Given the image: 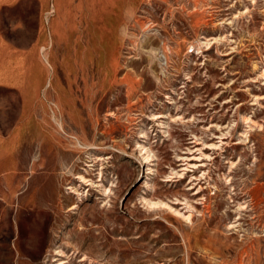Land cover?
I'll list each match as a JSON object with an SVG mask.
<instances>
[{
    "label": "rangeland",
    "instance_id": "1",
    "mask_svg": "<svg viewBox=\"0 0 264 264\" xmlns=\"http://www.w3.org/2000/svg\"><path fill=\"white\" fill-rule=\"evenodd\" d=\"M79 2L0 0V264H264V0Z\"/></svg>",
    "mask_w": 264,
    "mask_h": 264
},
{
    "label": "bare ground",
    "instance_id": "2",
    "mask_svg": "<svg viewBox=\"0 0 264 264\" xmlns=\"http://www.w3.org/2000/svg\"><path fill=\"white\" fill-rule=\"evenodd\" d=\"M60 5L61 0H56L58 12H61ZM76 7L84 11L85 19L90 25L88 26V33L91 35L90 40L86 44L78 40L77 52L81 55H92L104 46L109 48L114 29V0H80ZM124 82H129L128 75L125 77Z\"/></svg>",
    "mask_w": 264,
    "mask_h": 264
}]
</instances>
